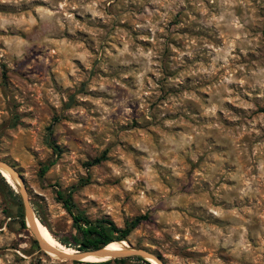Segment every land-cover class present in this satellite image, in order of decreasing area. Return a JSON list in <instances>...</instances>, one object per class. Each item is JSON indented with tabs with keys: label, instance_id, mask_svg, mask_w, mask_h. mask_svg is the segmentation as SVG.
<instances>
[{
	"label": "rangeland",
	"instance_id": "1",
	"mask_svg": "<svg viewBox=\"0 0 264 264\" xmlns=\"http://www.w3.org/2000/svg\"><path fill=\"white\" fill-rule=\"evenodd\" d=\"M263 110L264 0H0V158L56 240L61 191L147 214L124 241L164 264H264ZM7 190L0 264L94 262L39 248ZM135 257L108 264H156Z\"/></svg>",
	"mask_w": 264,
	"mask_h": 264
},
{
	"label": "trees",
	"instance_id": "2",
	"mask_svg": "<svg viewBox=\"0 0 264 264\" xmlns=\"http://www.w3.org/2000/svg\"><path fill=\"white\" fill-rule=\"evenodd\" d=\"M264 111V110H263ZM52 148L56 153L58 152V147L55 145H52ZM103 155L101 158H96L95 160L91 161L90 164L98 163L101 159H103ZM54 163V160H51L48 164L43 166L41 168V173L43 174L49 166H51ZM0 183L2 185H5L7 187V191L11 194L12 198L16 200V213L18 218H20V223L22 228H26V223L24 221V214H23V208L22 203L20 200L19 195L11 188L9 183H7V180L4 176L0 174ZM58 198L62 201L64 207L67 209V211L72 215L73 221L76 225L77 231H78V238L75 237L73 242L67 241L65 239L58 238L57 240L67 246V247H73L75 249L81 250V251H87L92 249H97L99 247H103L113 241H122L125 240L128 235L131 233V231L137 227V225L147 219V214L139 215L134 217L133 219L127 221L123 227H118L112 220L107 218H101V219H88L82 214H75L72 210L73 203L71 200V194H63L61 191H57ZM40 222L44 223L45 226L47 224L44 222L42 218H39ZM48 228V226H47ZM158 256L162 258L161 254L158 253ZM135 260H142L147 261L142 257L136 256L134 258ZM124 260L123 258H114L104 261H94V262H86L88 264H108L111 261L114 262H121ZM148 264H151L150 262H147Z\"/></svg>",
	"mask_w": 264,
	"mask_h": 264
},
{
	"label": "water",
	"instance_id": "3",
	"mask_svg": "<svg viewBox=\"0 0 264 264\" xmlns=\"http://www.w3.org/2000/svg\"><path fill=\"white\" fill-rule=\"evenodd\" d=\"M2 170H5L6 172H8V174L10 175V178L15 183V187L17 188V192L19 193L20 198H21L23 214H24V221L26 223V226L29 228L30 232L33 234L35 240L38 243L39 248H41L44 252L46 253L53 252L56 254V257L61 260L85 261L83 260V258L87 255L105 257L104 260L122 258V257H130V256H138L146 260H148V258H151L155 260L158 264H164L163 260L157 254L151 252L149 249L144 248V247L133 246L130 243H127V245L123 246L119 250H107L105 249V246H106L105 245L97 249L87 250L83 252L76 251L74 253L61 252L49 246L39 234L36 228V225L34 223L35 216H34V213L32 212L31 206L27 199L23 176L12 165H10L8 162L0 158V173ZM104 260H100V261H104Z\"/></svg>",
	"mask_w": 264,
	"mask_h": 264
},
{
	"label": "bare ground",
	"instance_id": "4",
	"mask_svg": "<svg viewBox=\"0 0 264 264\" xmlns=\"http://www.w3.org/2000/svg\"><path fill=\"white\" fill-rule=\"evenodd\" d=\"M1 172L3 173L2 175H4V177L15 186V183L10 178V175L8 174V172H6L5 170H2ZM34 223L36 225V228H37L39 234L41 235V237L45 240V242L49 246L55 248L58 251L65 252V253H74V252H76L75 249L67 247V246L61 244L58 240H56L53 237V235L51 234L50 230L47 228V226H45L44 223L40 222V220H38L37 217L34 218ZM125 245H127V243L124 240L123 241H113V242L107 244L105 246V249H107V250H119ZM49 253L52 254L53 257H56L55 253H53V252H49ZM104 259H105V257H97V256H94V255H87V256H85L83 258V260H85V261H95V262L96 261H100V260H104ZM148 259H150L153 262H155L156 264H158L155 260H153L151 258H148Z\"/></svg>",
	"mask_w": 264,
	"mask_h": 264
}]
</instances>
